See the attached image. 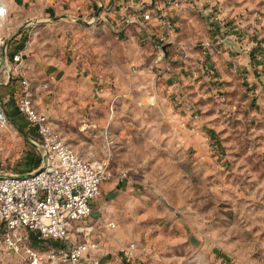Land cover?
Segmentation results:
<instances>
[{"label": "rangeland", "instance_id": "obj_1", "mask_svg": "<svg viewBox=\"0 0 264 264\" xmlns=\"http://www.w3.org/2000/svg\"><path fill=\"white\" fill-rule=\"evenodd\" d=\"M179 2L158 63L135 28L88 24L97 8L22 28L38 112L79 156L109 164L74 240L97 243L101 264H264V0ZM19 121L0 128L2 174L40 165Z\"/></svg>", "mask_w": 264, "mask_h": 264}, {"label": "built area", "instance_id": "obj_2", "mask_svg": "<svg viewBox=\"0 0 264 264\" xmlns=\"http://www.w3.org/2000/svg\"><path fill=\"white\" fill-rule=\"evenodd\" d=\"M181 7L179 0H160L144 12L120 16L119 24L138 26L140 39L155 45L158 63L165 56L164 46L178 33ZM7 16V8L0 4V21ZM20 41L0 36V71L6 67L9 76L19 77L16 109L33 131L30 144L40 165L25 175L0 173V263L101 264L95 256L97 243L74 239L84 233L81 224L93 214L109 177V164L79 156L49 118L38 112L31 82L23 72L26 47ZM7 122L0 97V128Z\"/></svg>", "mask_w": 264, "mask_h": 264}, {"label": "crops", "instance_id": "obj_3", "mask_svg": "<svg viewBox=\"0 0 264 264\" xmlns=\"http://www.w3.org/2000/svg\"><path fill=\"white\" fill-rule=\"evenodd\" d=\"M50 1L51 0H0V4H3L8 10V16L6 17V19L4 21H0L1 28H4L0 35L6 39L17 37L19 39L21 38V40H24L26 32L22 30V28L24 27L26 22L33 21L42 24L44 29H55L58 25V18H60L61 20H74L78 14H83L89 19L91 18V12L96 8L97 12L93 14V20H91L90 22L87 21L88 24L94 23V21L96 20L108 19L111 23V27L108 29V25L104 24L103 27L106 29L105 31H113L115 34L119 33L125 35L133 28H135L137 31H139V29L138 26H130L128 28L124 26L122 27L119 24L120 16L133 15L138 12H144L148 8H151L154 3H160V0H65V3L67 4L65 5V7H61L60 4L64 0ZM55 11L57 12V15L53 19L54 26H52L50 24L52 20L50 19V17L54 15ZM63 11L65 13H69V16L65 15ZM175 39L177 40V37ZM175 39V42L173 41L174 44L176 43ZM139 40L142 41L140 39V36ZM144 43L150 44L151 42ZM173 43L170 44L172 45ZM40 45H42L41 47H44L43 43H40ZM46 53L47 52H45V50H40V55H38L36 59L37 64L39 65V68L37 69L49 70V68L52 67L49 66L48 61L46 60ZM27 55L28 50L26 49L24 59ZM240 59L244 62H247L248 60V58L243 55L240 56ZM56 65L57 64H54L53 67H55ZM22 66L24 69V65ZM29 68L31 69V67ZM18 78L19 77L14 75L9 76L6 73V67H4V70L0 71V97L3 100L8 119L16 118L20 120L19 125L22 128H18V130L24 135V138L31 146L30 141L34 138L33 131L31 130L27 121L18 114V111L16 109L15 94L19 86ZM171 100H174V97H171Z\"/></svg>", "mask_w": 264, "mask_h": 264}]
</instances>
